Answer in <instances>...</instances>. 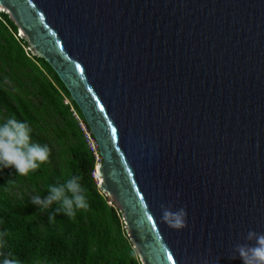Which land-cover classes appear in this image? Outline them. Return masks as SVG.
<instances>
[{
    "label": "water",
    "instance_id": "water-1",
    "mask_svg": "<svg viewBox=\"0 0 264 264\" xmlns=\"http://www.w3.org/2000/svg\"><path fill=\"white\" fill-rule=\"evenodd\" d=\"M0 12L81 109L99 189L141 264H244L235 247L264 233V0H0ZM165 206L186 208L187 227L165 223Z\"/></svg>",
    "mask_w": 264,
    "mask_h": 264
},
{
    "label": "trees",
    "instance_id": "trees-1",
    "mask_svg": "<svg viewBox=\"0 0 264 264\" xmlns=\"http://www.w3.org/2000/svg\"><path fill=\"white\" fill-rule=\"evenodd\" d=\"M12 116L28 122L32 141L47 145L50 156L28 176L14 168L0 171V259L11 253L21 264H141L122 212L99 189V148L90 145L87 133L95 138L81 109L52 66L33 55L0 12V122ZM70 175L81 178L90 208L52 221L57 205L41 211L31 199L46 197L50 185Z\"/></svg>",
    "mask_w": 264,
    "mask_h": 264
},
{
    "label": "clouds",
    "instance_id": "clouds-1",
    "mask_svg": "<svg viewBox=\"0 0 264 264\" xmlns=\"http://www.w3.org/2000/svg\"><path fill=\"white\" fill-rule=\"evenodd\" d=\"M31 133L32 129L28 122L18 120L15 116L0 122V171L14 168L20 176H28L49 160L50 148L47 145L34 143ZM31 203L41 211L56 204L54 212L50 213L52 221H55L58 214L74 219L77 210L86 211L90 208L86 189L81 183V178L76 175H70L63 182L58 180L57 184L49 186L46 197L33 196ZM187 217L186 208L173 210L165 206L161 218L171 228L182 230L187 227ZM247 239L255 241V245H237L235 253H238L244 264H264V233L249 231ZM0 264H21V262L9 253L0 259Z\"/></svg>",
    "mask_w": 264,
    "mask_h": 264
},
{
    "label": "rangeland",
    "instance_id": "rangeland-1",
    "mask_svg": "<svg viewBox=\"0 0 264 264\" xmlns=\"http://www.w3.org/2000/svg\"><path fill=\"white\" fill-rule=\"evenodd\" d=\"M91 141H92V146H93L94 150H97L98 145H97L96 141L94 139L93 140L91 139ZM97 159L98 160L100 159V155H97Z\"/></svg>",
    "mask_w": 264,
    "mask_h": 264
},
{
    "label": "built area",
    "instance_id": "built-area-1",
    "mask_svg": "<svg viewBox=\"0 0 264 264\" xmlns=\"http://www.w3.org/2000/svg\"><path fill=\"white\" fill-rule=\"evenodd\" d=\"M84 128H85V127H84ZM87 138H88V140H89V142H90V145H91L92 149H94L93 146H92V141H91V139L93 140V138L90 136L89 133H87Z\"/></svg>",
    "mask_w": 264,
    "mask_h": 264
},
{
    "label": "snow or ice",
    "instance_id": "snow-or-ice-1",
    "mask_svg": "<svg viewBox=\"0 0 264 264\" xmlns=\"http://www.w3.org/2000/svg\"><path fill=\"white\" fill-rule=\"evenodd\" d=\"M113 131H115V130H113Z\"/></svg>",
    "mask_w": 264,
    "mask_h": 264
}]
</instances>
